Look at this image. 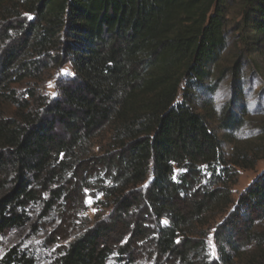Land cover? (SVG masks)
Instances as JSON below:
<instances>
[{
  "label": "trees",
  "instance_id": "1",
  "mask_svg": "<svg viewBox=\"0 0 264 264\" xmlns=\"http://www.w3.org/2000/svg\"><path fill=\"white\" fill-rule=\"evenodd\" d=\"M231 18L236 44L253 36L264 64V0H0V101L14 107L0 115V234L39 203L57 212L64 237L86 194L99 193L109 214L54 264H127L142 253L152 264H264V172L235 202L230 190L237 169L264 158V114L238 115L233 100L200 113L188 97L220 67ZM66 63L73 77L55 97L21 89ZM212 119L228 130V154ZM215 210L229 211L211 259L196 226ZM0 264L34 259L14 246Z\"/></svg>",
  "mask_w": 264,
  "mask_h": 264
},
{
  "label": "rangeland",
  "instance_id": "2",
  "mask_svg": "<svg viewBox=\"0 0 264 264\" xmlns=\"http://www.w3.org/2000/svg\"><path fill=\"white\" fill-rule=\"evenodd\" d=\"M234 26V20L231 18L220 67L214 69L211 76L202 82H197L191 86L188 97L192 107L200 113H204L203 106L206 105V101H209V104L219 112L225 103L233 100V109L238 115H240L242 108H245L250 116L260 118L264 114V64L260 54L262 45L253 36H250L251 44L247 48L241 43L236 44L235 37L238 31ZM239 53L242 55V60L238 68L234 69L233 60L239 57ZM221 71L226 73L221 75ZM72 77L73 68L71 64L66 63L48 70L40 80L25 81L21 89L25 87L34 88L37 95L53 98L57 95L56 87L59 81H65ZM32 101L33 99L29 98V102ZM179 101H182L181 91L177 98V102ZM13 112L14 107L0 101V115L9 116ZM209 123L221 138L224 153L228 154L231 150V144L224 138V134L228 130L219 128L213 119L209 120ZM253 131L254 127L248 125L236 130L235 133L240 137ZM99 143V139L95 140V149ZM262 172H264V158L259 160L253 169H237L236 179L230 186L234 202ZM106 203L107 200L99 193L95 195L86 194L84 205L79 209L80 211L75 218V224L72 229L67 227L68 234L64 237L61 236L64 226L60 228L57 212L51 211L46 216L42 214L41 204H32L29 208L27 222L23 226L8 229L0 234V261L12 247L19 246L20 250L33 256L34 264H54L57 254L70 241L109 214L110 208ZM228 211L215 210L209 212L196 226L199 231L202 230L206 234L208 254L211 259L219 258L213 239L214 228L223 220ZM56 231L59 232L56 233ZM143 254H140L133 263L127 264H152L151 261H147ZM125 263V260H118L116 256L112 255L106 264Z\"/></svg>",
  "mask_w": 264,
  "mask_h": 264
}]
</instances>
